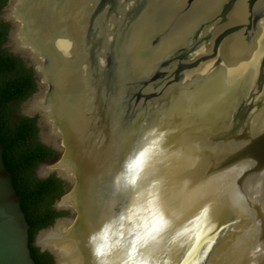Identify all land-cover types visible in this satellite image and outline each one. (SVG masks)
<instances>
[{
  "label": "water",
  "instance_id": "obj_1",
  "mask_svg": "<svg viewBox=\"0 0 264 264\" xmlns=\"http://www.w3.org/2000/svg\"><path fill=\"white\" fill-rule=\"evenodd\" d=\"M98 1L101 0L86 6L82 19L79 13L75 14L79 21L70 14L66 18L67 33L76 38V49L80 51L77 65L86 68L91 89L85 103L79 104L76 89L67 79L68 66L52 54L47 39H36L28 45L42 61L40 71L29 56L22 54L29 57L40 79L38 88L47 87L42 108L51 110L54 131L62 141L58 148L53 146L61 156L53 162L52 169L58 170L56 176L70 189L57 201L67 197L73 205L54 206L57 211L68 213L55 224L72 222V238L84 264H98L96 249L103 241L94 237L107 228L108 259L120 261L134 230L142 226L150 212L147 181L139 190L127 185L121 179L122 164L133 149L139 148L147 131L161 122L166 124L168 134L176 122L181 130L188 129L187 135L181 138L180 146L170 147L154 160L152 177L164 182L171 228L159 244L143 250L145 259L139 258L142 264H264V55L257 60L246 83L235 89L234 97L228 94L215 110L206 112L210 115L209 126L206 120L195 129L194 120L171 113L178 99L195 96L213 75L222 72L224 62L218 53L225 38L244 31L245 42L250 43L264 18V12L254 17V8L262 1L261 9L264 8V0H246L245 22L211 40L203 37L208 25L199 26L181 46L165 53L159 66L142 79L123 75L124 42L133 26L154 6V0H144L127 34L120 37L108 26L110 10H103L107 0L101 4ZM195 1L187 0L186 9ZM234 2L231 0L226 6L224 2L211 25L217 26L219 19L228 23ZM12 3L9 0L8 7ZM37 10H41L39 6ZM7 21L13 27L9 32L11 39L15 25ZM73 21L76 25L72 28ZM64 22L59 17L57 24L62 26ZM97 27L98 55L93 35L94 32L97 37ZM165 33L155 32L146 46L147 53L157 52ZM181 53L185 54L180 56ZM205 64L210 67L205 75L187 83L191 88L181 87L191 71ZM166 76L170 81L165 80ZM37 115L42 124L43 115ZM3 155L0 143V264H35L29 248L30 226ZM61 170L67 171L72 180L63 177ZM237 192L244 197L242 201L237 200ZM204 207L210 209L207 218H198ZM35 245L42 252H49L57 263L51 250L38 242Z\"/></svg>",
  "mask_w": 264,
  "mask_h": 264
},
{
  "label": "flooded vegetation",
  "instance_id": "obj_2",
  "mask_svg": "<svg viewBox=\"0 0 264 264\" xmlns=\"http://www.w3.org/2000/svg\"><path fill=\"white\" fill-rule=\"evenodd\" d=\"M39 1L40 0H23V1L21 0L18 4L17 0H14L13 4L9 10L10 12H9L7 18L9 20L14 21L15 24H18L16 31L12 35L13 40H14L15 44L17 45L18 51L22 54H25L26 56L29 55V57L34 61L36 67L38 69H41L42 61L40 60V58L35 53H33L32 50H29L28 47H27V49H24V48L20 49L18 42L16 40V35H17L18 31H20V30L22 32V35L25 37V41L27 40L25 34L23 33V27H22L23 21L21 20L19 22V20L11 18L12 10L17 5H18L17 6L18 14H19V10H20L21 6L23 7V9H25V11L28 12V14H29L28 24H29L31 32H33L32 34L34 35L35 40L38 39L37 36L42 37L45 40L47 39L48 40L47 42L50 45V51L52 52V54H56V55H58V57L60 59L65 60L67 66H68V77H67V79L69 80V82L76 77L81 79V83L84 85V91H83L84 93L83 92L81 93V90H79L77 87L74 86V88L77 90V92H79V94H81V95L83 94L86 98L85 100H87L88 99L87 97H89V92L91 91V89L88 85L89 81L87 78L86 68L82 65L77 69H74L72 67V64L76 61V59H78V61H79L80 55H78V52H80V51H78V49H76V43H77L76 38H74L72 34L67 33V31H68L67 29L69 26L66 25V23H67L66 18H67V15L70 14L71 16L76 17V19L79 21L78 15L75 16V14L79 13L80 19H82V16L86 13V10H85L86 6H88V4L89 5L95 4L97 2V0H41L40 2ZM45 1H46V3H45ZM103 1L104 0L98 1V4H101V2H103ZM133 1H135V0H133ZM162 1L163 0H161V2ZM176 1L177 0H173V2H172L173 7H170L171 14H170V16H167L166 20L171 19L172 21H175V22L177 21L178 23L185 20V19H192V20L195 19V20L193 22L190 21L188 23L179 24L178 26H176L177 28H176V30L173 31V35L180 37V39L174 40L175 45L173 47L180 46V44L183 43L184 39L186 38L188 31L190 29H193L195 24L199 23L201 21V19H208L203 24L208 25L207 28L209 31L207 33H205V35L203 37L211 40L212 36L213 37L219 36V35L223 34V32L226 31L227 29L233 28V27L237 26L238 24L245 22V19L247 17V15H246L247 14L246 0H235L234 3H236V6H235L234 11L228 16V23L227 22L222 23V20L219 19V21L217 22V24H218L217 26L211 25V20L214 18L215 13H217L219 11L221 5L225 2L224 4L226 6L227 4H229V2L231 0H202V1H198L197 4L193 5L192 10L189 12V14H188V12L185 13L186 17H183L181 15V17L176 18L177 12L173 9L175 7V5L177 4ZM184 1L185 0H183V1L180 0V2H184ZM143 4H144V0H138L137 3H136V1L132 2V0H107L105 2V5H104L105 7H103V10H104V8L110 10L109 17L107 19V23L109 22L108 26H110V28L112 29V32L116 33L115 35H117V36L119 35V37L123 34L126 35L127 34L126 31L130 27V24L133 22L132 19L135 17L136 13L138 12L137 8L142 7ZM262 5H263V1L261 3H259L257 6L255 5L256 7L254 8V11H255L254 17L255 16L258 17V15H260V13L264 12V8L261 9ZM38 6L40 7L41 10H37ZM45 10H47V11L45 12ZM201 11H203L204 14H202V17L200 19L199 16H200ZM48 16H50V18H48ZM248 16L250 17V15H248ZM59 17H62L65 19V22L62 26H59L57 24ZM83 21H84V19L82 20V22ZM260 22L261 23H259L257 30L254 32V35L251 37V40L255 41L253 43L254 44L253 46L256 45V42L258 41L260 34L262 32H264L263 31L264 30V18ZM102 23H103V21H102ZM73 25H76V23L74 21H73V23H70V27L73 28ZM48 28H52L51 32ZM138 28H137L138 31H136L137 30L136 29L133 32L134 34L132 35L131 39L137 38L138 32L143 31V30H141L140 25L138 26ZM98 30L99 29L97 27V37H96V33L93 32V35L95 36V39H94V44H95V48H96L95 54H97V55L99 53L98 52V45L96 46L97 41L99 39V31ZM144 30H146V27H144ZM179 30L181 31V33H177V31H179ZM79 34H80V32H79ZM112 35H114V34H112ZM60 36H61V38H60ZM245 38L246 37H245L244 31H241V32H238V33L232 35L223 43L221 51H220V55L222 56L223 61L225 60V64L222 67V69L227 70V69L232 67V69L234 70L235 68L241 66V64H243L244 61H247L246 59H249L247 57L246 58L243 57V59H241L240 56H238V52H239L240 48L247 47V45H245V41H246ZM204 42H207V41H204ZM27 43L28 42L26 41V44ZM62 43H64L67 46V48H68L67 52L63 51L61 48L59 49V45ZM27 45H29V44H27ZM248 45H250V43ZM170 47H171V45H169L167 47V49ZM183 54H185V53H181L180 56H182ZM237 61H238V63H237ZM126 62H127V59H125V62H124L125 68L129 72L132 71L131 67L128 66V64H126ZM65 75H67V74H65ZM165 80L170 81V79L167 76L165 77ZM70 85L72 86L71 82H70ZM44 89L45 88L43 86L42 91L39 93L40 96L34 100V103H35V101L40 100V98H42L44 100V95H43ZM34 103L32 106H34ZM42 105H43V102H42ZM32 111L43 115L44 123L46 125H48L47 127L50 130V136L57 140V144L51 143V146L44 144L47 147H50L52 150L55 151V155L52 157V159L47 161V162H54L57 157L61 156V152L58 149H54V147L58 148L59 146H61L62 141L60 140V138H58L59 136H58L57 132L54 131L52 119L50 118V121H49V118L45 115V113L39 112V111L37 112V110L34 109V107H33ZM38 125H40L39 121H38ZM65 217H68V213H66Z\"/></svg>",
  "mask_w": 264,
  "mask_h": 264
},
{
  "label": "trees",
  "instance_id": "obj_3",
  "mask_svg": "<svg viewBox=\"0 0 264 264\" xmlns=\"http://www.w3.org/2000/svg\"><path fill=\"white\" fill-rule=\"evenodd\" d=\"M9 0H0V12ZM11 25L0 20V143L4 147V162L12 175L15 190L21 198V208L29 229V248L35 264H55L49 252H42L35 245L41 230L52 226L66 212L57 211L54 202L68 191V184L55 174L47 179H38L34 171L40 163L52 159L55 151L38 139L39 117H12L13 106H17L37 90L34 69L14 54L1 50L8 41Z\"/></svg>",
  "mask_w": 264,
  "mask_h": 264
},
{
  "label": "rangeland",
  "instance_id": "obj_4",
  "mask_svg": "<svg viewBox=\"0 0 264 264\" xmlns=\"http://www.w3.org/2000/svg\"><path fill=\"white\" fill-rule=\"evenodd\" d=\"M11 6L8 7V4H7V6L0 12V20L9 23L7 21V16L10 12L9 10ZM144 17H146V14L144 15ZM140 27H141V30H144L145 24L144 25L141 24ZM12 29L13 27L11 25V30ZM140 33L142 32H138L137 34L138 36L137 38H135V42H134L135 47H133V39L130 40V38H127L126 42H124L125 48H126V45H128L127 56L125 52V59L129 60V64L131 65L132 71L136 70L140 72L139 76L143 78L147 73V69H149L152 66V62L150 63V61L152 60L154 53H152L151 55L147 53L148 51L146 47L147 39L145 38L144 34H140ZM170 43L171 42L169 41H164V44L161 49L168 50L169 48L167 49V47L171 45ZM1 50H5L8 53L19 56L20 58L22 57V59L27 64V66L30 68H33L30 60L26 57H23L22 53L18 51L17 45L15 44L12 36L10 39V35H8V41L2 46ZM253 53H254V56L252 58L246 59L247 61H244L243 64H241V66L235 68L234 70L231 68L227 70L223 69L222 72H219V74L213 75V77L205 83L206 87H204L195 96L189 97L185 95L182 98L178 99L175 102L171 113L173 115L182 116L184 118L187 117V118H190L191 120H194L192 121V127H194L195 129H197L199 125L205 122L206 120H207V125L209 126L210 125V120H209L210 115L207 114L206 112L210 113L213 110H215L218 107V104L223 102L222 100H226L228 94L229 95L234 94L236 92L235 89L240 88L241 84L246 83L248 76L251 73V70L253 69L257 60L261 56L264 55V32L260 34V37L258 41L256 42ZM36 79H37V82H40V79H38L37 77ZM187 87L191 88V86H187ZM41 91H42V88L40 89L38 88L37 92L33 96H31L28 100H26L25 102L17 106L16 105L13 106L12 107L13 108L12 117L17 118L18 116H28V117L38 116L37 115L38 113L32 111L34 107L32 105L34 103V100L40 96L39 93ZM32 113H35V114H32ZM188 123H190V121ZM173 126L174 127L172 131L168 133L163 138V141H162V145L165 150L164 154L167 152V150L170 149V147L173 148V147L180 146L181 138H185L187 135L186 130L188 129L181 130L180 128L177 127L176 122L174 123ZM39 127H40V132L38 135V139L41 143L49 144V146H51V143L57 144V140L50 136V130L47 127V125L44 124V120H43V123L39 125ZM156 128L167 133L166 124L161 125V122H160L156 125ZM150 139H157V137H152ZM162 155H159L158 157L161 158ZM52 167H53V162L40 163L38 167L36 168V170L34 171V175L38 179H41V180L45 179L47 176H51L53 174L56 175L57 171L56 169H52ZM68 186H69L68 188L69 190L70 185L68 184ZM61 202L62 201L55 200L54 206L61 207L60 206ZM58 223L59 221L56 224L54 223L52 226L47 228L42 233L50 231V230H54L56 226L58 225ZM41 234H38L36 237L35 242L36 243L38 242V244H39V237ZM139 258L145 259L143 256H140Z\"/></svg>",
  "mask_w": 264,
  "mask_h": 264
},
{
  "label": "bare ground",
  "instance_id": "obj_5",
  "mask_svg": "<svg viewBox=\"0 0 264 264\" xmlns=\"http://www.w3.org/2000/svg\"><path fill=\"white\" fill-rule=\"evenodd\" d=\"M21 0H17V3L19 4ZM23 1V0H22ZM183 1V0H182ZM198 1H202V0H197L193 3V5L197 4ZM14 2V0H13ZM173 0H163L161 2V0H154L153 1V4L154 6L150 8V11L146 14V17L142 16V18L140 19V21L135 24L132 28V31L129 35V38L131 40L132 38V35L134 34L133 32L138 28L139 25H144L145 24V27H146V30H143L142 33L140 34H146L145 35V38L147 39V45L148 43L150 42V40H152L154 37H155V32H159V33H165L166 36L165 38L163 39L161 45H160V48L157 50V52L154 54L152 60L150 61V63L152 62V66L147 69V73L148 72H151L152 69L154 67H157L159 66L160 62L162 61V59L165 57V53L167 52H170L171 50H174L175 48L177 47H173L175 44H174V40H178L180 39V37H177V36H174L173 35V31L176 30V26H178L179 24H185V23H188L190 21H194L195 19H185L181 22H175V21H172L171 19L170 20H166L167 16H170L171 14V10H170V7H173V4H172ZM177 4L175 5V7L173 8L176 12H177V15H176V18H179L181 17V15L183 17H186L185 13L189 12L192 10V7L193 5L189 8V9H186V6H187V0H185L184 2H180V0L176 1ZM182 3V4H181ZM18 6V5H17ZM17 6L13 8V12H12V15H11V18L12 19H17L19 20V22L22 20L23 22V33L25 34L26 38H27V44H31L33 40H35L34 38V35L32 34L33 32H31L30 30V27H29V24H28V17H29V14L27 11H25V9H23V7L21 6L20 10H19V14H18V9H17ZM202 14H204L203 11L200 12V16L199 18L201 19L202 17ZM23 15L26 16V18H22ZM169 18V17H168ZM8 19V18H7ZM175 19V18H174ZM199 19V20H200ZM9 20V19H8ZM176 20V19H175ZM208 19H201V21L199 23H196L195 26L193 27V29H190L188 31V34L187 36L191 35V33L199 27L201 25H206V24H203L205 21H207ZM12 21V20H11ZM15 25V30L13 31L12 35L14 34V32L16 31L17 29V26L18 24H15L14 21H12ZM143 22V23H142ZM25 23H26V28L27 30H24L25 28ZM34 24V23H33ZM22 29V28H21ZM51 32L52 28H48ZM54 29V28H53ZM139 29V28H138ZM138 29L136 31H138ZM169 30V31H167ZM208 32V28L206 29ZM241 32V31H240ZM177 33H181V31H177ZM236 34V33H235ZM234 35V34H232ZM231 35V36H232ZM62 36V35H61ZM60 36V38H61ZM186 36V37H187ZM230 36V37H231ZM38 39H43L42 37H38ZM59 38V37H58ZM229 38V37H228ZM228 38H225L224 42L228 39ZM16 40L18 42V45H19V48L20 49H27L28 45L26 44V41H25V37L22 35V32L21 30L18 31L17 35H16ZM164 41H169L171 42V47L168 49V50H162V46L164 44ZM134 42H135V38H133V47L134 46ZM223 42V43H224ZM255 41L251 40L250 41V45L246 44L247 42H245V45H247V47H242L240 48L239 52H238V56H240L241 59L244 58H252L254 56V48L255 46H253ZM223 43L220 45L219 47V55H220V51H221V48H222V45ZM71 44V43H70ZM69 44V45H70ZM183 43L180 44V46L182 45ZM68 45V46H69ZM47 46H49V43L47 42ZM62 49L63 51L67 52L68 48L67 46L62 43L59 45V49ZM127 48H128V45H126V48H125V51L127 53ZM162 50V51H161ZM79 51V50H78ZM34 53V52H33ZM68 54V53H67ZM66 54V55H67ZM25 55V54H24ZM78 55H80V52H78ZM26 56V55H25ZM29 56V55H27ZM127 56V54H126ZM221 56V55H220ZM222 57V56H221ZM226 59V58H225ZM41 60V59H40ZM224 64H225V60L223 61ZM78 64V59H76V61L72 64V67L74 69H77L79 68L81 65H77ZM126 64H128V66L131 67V65L129 64V60L127 59V62ZM209 64H205V65H201L199 67H197L196 70H193L191 71L186 79L183 81V83L181 84L182 86L181 87H184V86H188L187 83H190V82H195L197 81L198 78H200L202 75H205L204 73L206 71H209L210 70V67H208ZM134 69V68H133ZM232 69V67H231ZM38 71H40V69L37 68ZM146 70V69H145ZM75 72V71H74ZM123 75H132L130 76V78H135V79H142V77L139 76V73L138 71L136 70H133V71H128L126 68H125V63H124V66H123ZM40 73V72H39ZM146 73V74H147ZM213 75V74H211ZM139 76V77H138ZM75 79V80H74ZM72 79L71 81V84L72 86L74 87H77L79 90H81V93L84 91V85L81 83V79L79 78H74ZM189 81V82H188ZM44 91L43 93L45 94L46 93V90H47V87L44 86ZM185 88V87H184ZM77 96H79V104L80 103H85L86 102V98L85 96L82 94H79V92H77V90L75 91ZM181 92H184L183 89H181ZM84 93V92H83ZM43 94V95H44ZM93 98V97H92ZM91 98V101L94 99ZM42 102H43V99L40 98V100H37L34 104V109L37 110V112H43L45 113V115L49 118V121H50V118H51V115H50V109L49 108H45V110L42 108L43 105H42ZM49 113V114H48ZM52 119V118H51ZM204 147V146H203ZM58 171V170H57ZM63 177H66L68 178L69 180H72L71 176L69 175V173L67 171H64V170H61L59 172ZM70 176V177H69ZM71 205H73L72 203V200L70 198H64L61 202V207L62 208H68L70 207ZM72 222H69V221H59L58 225L56 226V228L54 230H50V231H47V232H44L40 235L39 237V245L44 247V248H48L49 250H51V252L53 254H55L56 256V260H57V264H84V259L82 258V256L79 254V248H77V243L73 240V236H72Z\"/></svg>",
  "mask_w": 264,
  "mask_h": 264
},
{
  "label": "snow or ice",
  "instance_id": "obj_6",
  "mask_svg": "<svg viewBox=\"0 0 264 264\" xmlns=\"http://www.w3.org/2000/svg\"><path fill=\"white\" fill-rule=\"evenodd\" d=\"M166 135V132L158 128L150 129L144 134L139 148L133 149L132 154L125 157L121 168V179L127 185L138 190L144 188V182L147 181L146 187L150 197L148 201L149 216L138 230H134L135 234L131 236L125 246L124 257L118 262L108 259L110 253L107 243L108 229L105 228L100 236L94 237V240L103 241L96 249V256L99 258L98 264H142L139 257L143 255V250L159 244L166 232L170 230V208L164 182L152 179L155 174L154 160L165 152L162 141ZM152 137H157V139H150ZM138 181L141 183L138 184ZM152 189H155V192L151 191ZM236 197L238 201L244 199L239 192ZM209 212L208 207L202 208L198 218L206 219Z\"/></svg>",
  "mask_w": 264,
  "mask_h": 264
}]
</instances>
